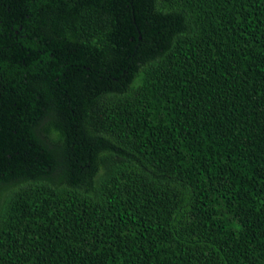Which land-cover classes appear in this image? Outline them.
<instances>
[{"label": "trees", "instance_id": "1", "mask_svg": "<svg viewBox=\"0 0 264 264\" xmlns=\"http://www.w3.org/2000/svg\"><path fill=\"white\" fill-rule=\"evenodd\" d=\"M0 264H264V0H0Z\"/></svg>", "mask_w": 264, "mask_h": 264}]
</instances>
